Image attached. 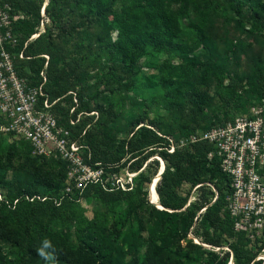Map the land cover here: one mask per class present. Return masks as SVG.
Segmentation results:
<instances>
[{
	"label": "trees",
	"instance_id": "1",
	"mask_svg": "<svg viewBox=\"0 0 264 264\" xmlns=\"http://www.w3.org/2000/svg\"><path fill=\"white\" fill-rule=\"evenodd\" d=\"M6 1L26 16L13 27L19 50L38 30L43 0ZM45 14L50 25L24 47L30 58L15 61L19 74L37 85L44 72L42 98L55 101L58 125L103 179L122 168L137 174L124 189L109 180L65 194L64 160L1 132L0 264H45L36 253L45 238L56 264H264L256 258L264 232L251 241L233 230L229 177L208 157L213 146L167 150L168 136L264 105V0H49ZM153 155L164 162L155 186L162 208L149 200L143 168Z\"/></svg>",
	"mask_w": 264,
	"mask_h": 264
},
{
	"label": "built area",
	"instance_id": "2",
	"mask_svg": "<svg viewBox=\"0 0 264 264\" xmlns=\"http://www.w3.org/2000/svg\"><path fill=\"white\" fill-rule=\"evenodd\" d=\"M40 16L38 30L18 50V36L13 27L26 16L13 10L8 1L0 0V119L3 120L0 122V132L29 141L36 155L64 160L68 178L65 194L74 188L82 190L90 182L104 184L109 180L114 186L124 189L131 180L123 182L115 173L103 179L102 167L85 163L82 157L84 146L70 137L67 128L58 125L51 110L55 101L49 102L47 98H42L46 96L42 90L46 81L44 72L40 73L42 82L31 85L16 68L17 59L30 58L24 55V47L44 32L49 22L44 7L40 10ZM41 56L46 58V67L49 56ZM70 123L73 124L74 120H70ZM167 139L169 152L199 141L213 146L214 151L208 157L216 154L220 159L221 170L229 177L225 208L233 219V230L244 233L251 241L260 238L264 232V105H252L247 113L206 130L195 131L177 141L170 136ZM157 159L163 168V160L159 156ZM194 241L198 242L195 238ZM206 246L215 251L228 249L226 246ZM256 258L264 261V253H259ZM228 264L233 263L230 261Z\"/></svg>",
	"mask_w": 264,
	"mask_h": 264
},
{
	"label": "rangeland",
	"instance_id": "3",
	"mask_svg": "<svg viewBox=\"0 0 264 264\" xmlns=\"http://www.w3.org/2000/svg\"><path fill=\"white\" fill-rule=\"evenodd\" d=\"M49 2V0H43V3H42V6H41V8H40V10L42 9V7H44V12H45V6L47 5V3ZM67 12H68V18H69V23L71 24V23H74V25H75V23H76V20H77V16H76V14L74 13V12H70V11H68L67 10ZM48 20H49V18H48ZM48 25H50V20H49V22H47V24L45 25V28H46V26H48ZM235 27V22L233 21L231 24H229L228 25V28L229 29H233ZM185 48H183V50H184ZM145 70H148V69H145ZM124 97H125V99L127 100V104H135V100L134 99H132V98H130L129 96H127L126 94H124ZM1 133V132H0ZM19 138L18 137H16V136H9V141L10 142H13V144H17V140H18ZM22 149H24V147H21V149L20 150H22ZM157 156L158 155H153V156H151V157H149L148 159H147V161L145 162V164H144V166H143V168H146L147 166H148V168H147V171L151 174V176H152V180H151V183L149 184V186H150V194H149V200H150V202H156L157 204H155V205H157V206H160L159 205V203H158V196H157V193H156V191H155V186H156V183H157V180H158V174H159V172L161 171V162H160V160H158L159 162H158V164H159V168H158V170H157V172L156 173H153V168H149V164L152 162V160L153 159H157ZM137 174V172H126V168H122V169H120L119 170V172H117V173H115V175H117L119 178H121L120 180H122L123 182H126V181H128V180H131V178L133 177V176H135ZM153 181V182H152ZM149 192V191H148ZM195 195V194H194ZM192 199H194V198H192ZM88 209V211H87V215L90 217L91 216V209H90V206L88 207L87 205H85ZM197 240V239H196ZM261 253H264V251H261L260 252V254Z\"/></svg>",
	"mask_w": 264,
	"mask_h": 264
},
{
	"label": "clouds",
	"instance_id": "4",
	"mask_svg": "<svg viewBox=\"0 0 264 264\" xmlns=\"http://www.w3.org/2000/svg\"><path fill=\"white\" fill-rule=\"evenodd\" d=\"M36 253L45 264H56L57 258L51 240L43 239L40 246L36 249Z\"/></svg>",
	"mask_w": 264,
	"mask_h": 264
},
{
	"label": "water",
	"instance_id": "5",
	"mask_svg": "<svg viewBox=\"0 0 264 264\" xmlns=\"http://www.w3.org/2000/svg\"><path fill=\"white\" fill-rule=\"evenodd\" d=\"M163 169H164V166H163V168H162V170L159 172V174H158V177L160 178V176H161V173H162V171H163ZM158 178V179H159ZM153 182V181H152ZM152 184V183H151ZM149 194H150V190H149ZM152 203H155V204H157L156 202H152ZM160 205V204H159ZM159 208H162V206L160 205V206H158ZM232 263H233V260H232V258H231V260H230Z\"/></svg>",
	"mask_w": 264,
	"mask_h": 264
}]
</instances>
